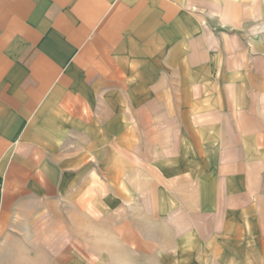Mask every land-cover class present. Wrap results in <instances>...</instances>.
Returning a JSON list of instances; mask_svg holds the SVG:
<instances>
[{
  "label": "crops",
  "instance_id": "0c3cea01",
  "mask_svg": "<svg viewBox=\"0 0 264 264\" xmlns=\"http://www.w3.org/2000/svg\"><path fill=\"white\" fill-rule=\"evenodd\" d=\"M144 256L264 264V0H0V264Z\"/></svg>",
  "mask_w": 264,
  "mask_h": 264
},
{
  "label": "rangeland",
  "instance_id": "374dc122",
  "mask_svg": "<svg viewBox=\"0 0 264 264\" xmlns=\"http://www.w3.org/2000/svg\"><path fill=\"white\" fill-rule=\"evenodd\" d=\"M70 146V145H69ZM73 151L66 153L70 155V158L76 160V165L73 167V171L78 174V180L74 183L71 190H68L64 195V198L70 201V204L67 208L71 213L75 214H82L84 215L83 218H78L77 220L70 222L69 229L78 230L80 232H89L90 233V221L94 217L95 220L99 218V213L93 212L92 208H90V199L92 198H102L104 196V192L102 189L92 190L90 189V163H93L90 160V133L81 134L79 139L76 143L73 144ZM96 180V188L98 185L102 188V178L98 177L97 175L94 176ZM92 186V185H91ZM111 198H118L119 192L118 191H111L110 193ZM108 195V193H105ZM147 195V196H146ZM128 198L133 197V194L127 192L126 195ZM149 198L148 192H143L144 200ZM73 200H78L79 203H74ZM79 204V206H77ZM147 208H143L144 214L147 213ZM130 208H126V213L131 214L129 211ZM83 212V213H81ZM91 218V219H90ZM117 224L112 219V225ZM76 226L77 228H73ZM90 241V239H89ZM146 258V259H145ZM144 263L151 262V256H144Z\"/></svg>",
  "mask_w": 264,
  "mask_h": 264
}]
</instances>
